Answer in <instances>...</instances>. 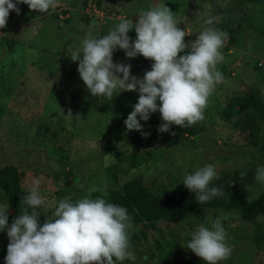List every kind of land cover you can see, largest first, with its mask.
I'll return each instance as SVG.
<instances>
[{"label":"rangeland","instance_id":"1","mask_svg":"<svg viewBox=\"0 0 264 264\" xmlns=\"http://www.w3.org/2000/svg\"><path fill=\"white\" fill-rule=\"evenodd\" d=\"M86 2L58 0L55 9L42 14L20 4V14L13 12L7 27L0 29V168L14 167L27 192L33 180L39 181L44 218L55 219L52 213L65 197L72 202L92 198L132 178L147 187H173L205 164L213 165L218 177L246 168L253 169L255 176L256 168L264 166V125L257 122V145L248 146L246 136L225 120L224 112L237 96L253 95L264 103V0L256 5L244 0H97L90 18L83 14ZM163 3L173 12L178 28L188 34L185 43L208 27L203 21L209 15L219 17L211 27L228 33L221 49L224 60L217 64L224 83L209 97L205 118L192 125L195 135L168 147L177 126L158 132L162 121L155 112L148 121H140L142 131L150 134L145 138L135 131L138 141L122 145L110 133L132 111L138 91L118 94L117 90L111 101L92 97L70 55L82 47L89 25H95L94 35H106L122 18L135 21L141 10ZM128 35L135 39L134 28ZM113 61L130 64L131 75L139 78L152 64L142 56L126 58L118 48ZM69 109L72 117L66 115ZM130 154H134L133 168ZM262 192L264 184L253 177L245 198L253 200ZM5 204L0 191V206ZM127 212L133 224L128 235L137 236L130 243L136 259L117 264L198 258L187 249V242L199 225L211 227L217 220L232 249L230 257L218 264H264V212L249 224L237 211L205 208L200 214L181 213L173 222H154V229L145 215ZM0 242L8 245L6 232L0 231Z\"/></svg>","mask_w":264,"mask_h":264},{"label":"clouds","instance_id":"2","mask_svg":"<svg viewBox=\"0 0 264 264\" xmlns=\"http://www.w3.org/2000/svg\"><path fill=\"white\" fill-rule=\"evenodd\" d=\"M20 4L42 14L55 9L58 0H0V29L7 27L10 12L20 14ZM218 20L209 15L203 21L208 27L185 43L188 34L178 28L173 12L165 3L157 4L141 10L135 21L122 18L106 35H94L95 25H89L82 47L74 50L70 58L78 62L77 72L92 97L111 101L117 90L118 94L138 91V100L124 125L126 130H135L146 138L150 133L142 131L140 121H148L152 113L160 114V133L168 132L172 125L188 127L205 118L209 97L217 85L224 83L217 64L224 60L221 49L226 46L228 33L211 27ZM133 28L134 40L128 35ZM117 48L126 58L142 56L151 60L150 70L142 78L131 75L130 64L113 61ZM66 115L73 116L71 109ZM246 176L245 171L239 174L241 180ZM217 179L214 166L205 164L186 174L182 184L195 194L198 204H204L224 196L222 186H212ZM254 179L264 184V166L256 168ZM38 189L39 181L33 180L22 198L26 207L11 225L7 215L10 205L0 206V231L6 232L8 238L5 264H117L136 259L130 251L128 235L132 218L125 207L103 198L85 196L72 202L65 197L52 213L55 219H45L41 225L37 209L44 199ZM226 237L219 220L211 227L201 224L191 234L187 249L204 264H218L232 251Z\"/></svg>","mask_w":264,"mask_h":264},{"label":"trees","instance_id":"3","mask_svg":"<svg viewBox=\"0 0 264 264\" xmlns=\"http://www.w3.org/2000/svg\"><path fill=\"white\" fill-rule=\"evenodd\" d=\"M244 1L256 5L260 0ZM12 14L13 12H10L9 17ZM224 118L246 136L248 146L255 147L257 145V133H259L257 122L264 125V103L253 95L237 96L229 101L228 108L224 112ZM125 119V117L120 118L110 133V137L114 141L120 139L122 145L138 141L135 130H126ZM173 133V141L168 144V147L178 143L182 137L195 135L196 129L192 126L183 128L177 126L174 128ZM128 157L132 161L129 167L133 168L134 154H130ZM124 159L126 160V158ZM243 171L247 172V176L243 180L239 178L242 171L237 170L222 174L219 179L214 180L212 186H222L224 196L213 198L204 204H198L195 200V194L185 188L182 183H178L173 187L152 188L144 186L138 178L129 179L116 189L96 192L92 194V199L103 198L107 203L123 206L128 211L141 213L147 217L149 220L148 226L153 229L155 228L154 222H173L175 217L181 213L195 212L200 214L202 209L205 208L237 211L240 219L244 223L250 224L264 212V192L253 200H246L247 189L253 184L254 170L246 168ZM20 178L21 175L17 173L14 167L3 166L0 168V191L6 197L7 205H10L8 209L10 213L7 212L9 225L19 214L23 213L26 207L22 202V198L28 192L21 188ZM37 211L40 213L39 222L42 225L45 220L44 215L40 207ZM140 234L145 238L143 232ZM136 238V235L129 237L130 243ZM6 254L7 245L0 242V264H5ZM158 264H204V262L200 258L184 257L178 262L163 258L159 260Z\"/></svg>","mask_w":264,"mask_h":264},{"label":"built area","instance_id":"4","mask_svg":"<svg viewBox=\"0 0 264 264\" xmlns=\"http://www.w3.org/2000/svg\"><path fill=\"white\" fill-rule=\"evenodd\" d=\"M96 3H97V0H87V2H86L87 9H85L83 11V14H86L88 16V18H90L88 13H89V11L95 12L94 10L96 9L95 8ZM96 17H98L100 19L103 18V16H100V15H98Z\"/></svg>","mask_w":264,"mask_h":264},{"label":"water","instance_id":"5","mask_svg":"<svg viewBox=\"0 0 264 264\" xmlns=\"http://www.w3.org/2000/svg\"><path fill=\"white\" fill-rule=\"evenodd\" d=\"M135 18H132V21H134Z\"/></svg>","mask_w":264,"mask_h":264}]
</instances>
